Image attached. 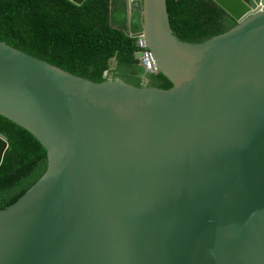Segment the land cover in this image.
I'll list each match as a JSON object with an SVG mask.
<instances>
[{
  "label": "water",
  "instance_id": "obj_1",
  "mask_svg": "<svg viewBox=\"0 0 264 264\" xmlns=\"http://www.w3.org/2000/svg\"><path fill=\"white\" fill-rule=\"evenodd\" d=\"M141 1L167 90L0 40V114L48 156L0 211V264H264V0H213L236 25L203 43L174 33L167 0Z\"/></svg>",
  "mask_w": 264,
  "mask_h": 264
},
{
  "label": "trees",
  "instance_id": "obj_2",
  "mask_svg": "<svg viewBox=\"0 0 264 264\" xmlns=\"http://www.w3.org/2000/svg\"><path fill=\"white\" fill-rule=\"evenodd\" d=\"M0 0V40L80 77L101 83L121 79L137 87L169 89L162 73L150 74L138 59L142 1ZM174 33L203 43L236 21L213 0H167ZM8 141L0 164V211L10 208L46 173L47 151L39 139L0 114Z\"/></svg>",
  "mask_w": 264,
  "mask_h": 264
},
{
  "label": "built area",
  "instance_id": "obj_3",
  "mask_svg": "<svg viewBox=\"0 0 264 264\" xmlns=\"http://www.w3.org/2000/svg\"><path fill=\"white\" fill-rule=\"evenodd\" d=\"M132 37L136 39L138 47L140 48V51L138 52V59L140 60L142 67L146 72L156 74L157 68L152 53L147 48L142 29L132 33Z\"/></svg>",
  "mask_w": 264,
  "mask_h": 264
},
{
  "label": "crops",
  "instance_id": "obj_4",
  "mask_svg": "<svg viewBox=\"0 0 264 264\" xmlns=\"http://www.w3.org/2000/svg\"><path fill=\"white\" fill-rule=\"evenodd\" d=\"M130 4V7H133V3L131 2V3H129Z\"/></svg>",
  "mask_w": 264,
  "mask_h": 264
},
{
  "label": "clouds",
  "instance_id": "obj_5",
  "mask_svg": "<svg viewBox=\"0 0 264 264\" xmlns=\"http://www.w3.org/2000/svg\"><path fill=\"white\" fill-rule=\"evenodd\" d=\"M133 1V0H132ZM129 3H131V1H129Z\"/></svg>",
  "mask_w": 264,
  "mask_h": 264
}]
</instances>
